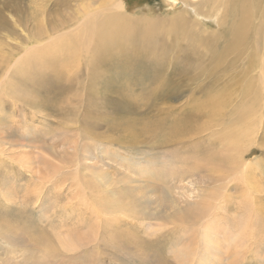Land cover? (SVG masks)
<instances>
[{
    "label": "rangeland",
    "instance_id": "1",
    "mask_svg": "<svg viewBox=\"0 0 264 264\" xmlns=\"http://www.w3.org/2000/svg\"><path fill=\"white\" fill-rule=\"evenodd\" d=\"M60 1L0 0V86L6 77L12 84L0 89V264H264V234L253 235L259 215L250 217V225L243 224L246 208H264V126L249 149L255 153L247 154L248 165L255 166L257 195H249L238 176L226 179V186L215 183L217 174L201 155L218 143L211 127L218 128L214 125L222 117L217 110L221 102L231 96L233 104L222 108L229 111L243 98L238 83L246 78L237 77L233 68L249 59L244 47L230 46L223 35L211 46L169 39L165 55L149 60L146 75L127 74L130 85L125 77L118 78L114 89L96 91L92 97L87 80L74 81L77 76L67 73L62 61L48 64L36 79L29 75L33 66L20 64L34 44L36 19L44 16L43 22H49ZM125 3L132 12L145 8L168 15L162 0ZM55 36L57 40L61 35ZM261 47L263 51L264 41ZM20 86L29 92L20 94ZM254 101L256 111L264 113V96ZM192 117L199 119L198 126L208 127L200 138H181L170 130L182 118L191 123ZM261 119L259 125L264 114ZM236 126L233 120L227 131ZM175 152L198 155L196 172L182 167L170 174ZM214 183L221 193L218 199L212 194L213 201L198 211V218L167 220L200 210L201 200L216 189ZM129 193L139 199L131 211L94 208L100 195L112 200ZM223 200L227 202L221 204ZM63 239H77L80 246L68 249Z\"/></svg>",
    "mask_w": 264,
    "mask_h": 264
},
{
    "label": "bare ground",
    "instance_id": "2",
    "mask_svg": "<svg viewBox=\"0 0 264 264\" xmlns=\"http://www.w3.org/2000/svg\"><path fill=\"white\" fill-rule=\"evenodd\" d=\"M162 1L164 4L161 8L166 10L168 14L164 17H162L163 13L156 14L154 8L152 12H144L146 10L145 8H142L141 11L137 10L138 12L127 10L129 7L125 3V0H61L59 4L56 3L61 7L58 9L60 11H52L50 13L51 20L49 19L50 17L48 18L50 20L49 22H43L46 19L44 16H42L41 19H36L35 32L32 38L34 44L29 48L24 46L27 48L26 54L20 60V64L25 63L28 66H33L34 71L29 75L36 79L37 76H41L43 73L40 72L41 70L50 68L48 64L62 61L64 62L63 64L67 73L77 76L74 81L81 77L82 79L76 82L81 83L83 79L87 80V88L91 96L97 97L96 91L100 90L101 93L102 91L106 93L107 88L113 87L112 89H114L118 78L123 79L127 74H132L135 77H138L137 74L146 75V70L149 68V60L154 56L165 55L164 49L169 39L174 41L193 40L201 46H211L217 45L214 40L222 35L225 38H229L227 41H229L230 46H243L245 53L249 55V59L246 62L233 68L237 77L246 78V80L238 83L239 92L242 93L243 98L239 96L241 102H237L229 111H222V108L226 107L227 109L233 104L231 96L227 102H221L217 110L221 113L222 117L214 125L218 127L217 129L219 130H215L211 127L212 135L218 136V143L213 147V151L203 152L201 155L205 154L203 156L204 160L212 165V172L217 174V176L212 177L215 183L226 186L230 181L227 180V183H225L224 181L226 179H233V177L238 176L237 178L239 181L242 179V182L245 181L244 184L246 183V186H248L246 189L249 195L250 192L255 194L256 190L253 185L256 181V175H254L256 171L254 168L255 166L252 167V165H248L247 154L255 153L249 149L253 144V138L258 135L260 126H264V123L263 125L262 123L259 125L260 122H263L261 118L264 113L261 111V114H259L260 111H256L258 104L254 101L259 94L264 96V50L262 51L261 47L264 41V0ZM147 5H145V7H147ZM42 8L43 7H41V9ZM147 10L150 9L147 7ZM59 12L60 14H58ZM53 15L56 17H53ZM58 16H61V18ZM161 29L164 30V34L161 33ZM63 30L66 32H62ZM56 34L61 35L57 40V36L53 37ZM51 37H53V39L49 41ZM45 40H47V42H43ZM40 42L43 44H39ZM142 62L145 64V67H137V64L141 65ZM30 63L33 65H30ZM54 63L52 65H54ZM159 64L160 62H154L152 65ZM19 67L21 68V65L17 66V68ZM114 72L115 76L111 78ZM142 75L141 77H143ZM67 77L69 76L67 75ZM236 79L237 78L234 77V80ZM5 81L6 82H3V85L0 86V89H4V86H10L7 89L12 88V84H8L7 77ZM111 83L113 86H111ZM125 84H131L128 78H126ZM33 85L36 84L33 83ZM147 89L148 88L144 90ZM18 90L20 94L29 92L21 88V86ZM120 93L124 94L123 92ZM10 96L14 97L13 95ZM151 96L153 97L154 93H152ZM22 99L24 98L20 96L21 101ZM34 99H36V101L39 100L36 95ZM25 101L28 102V99H25ZM25 101L22 102L25 104ZM230 113L231 115L227 116ZM205 117L212 120L209 116L205 115ZM182 119L183 121L179 120L170 129L181 138L185 137L189 139L190 137H194V135H198L200 138L202 133L208 130L206 126H198L197 123L199 119L196 117H192L191 123L186 122L185 118ZM233 120L237 123V126L228 132L229 125ZM248 120L254 122H247ZM175 121L176 120L173 122ZM257 121H259V123ZM172 137H176V135L172 134ZM196 156L198 155H182L177 152L172 154L171 157H173L174 160H171L172 163L170 167L172 165L173 167L169 171L170 174H173L176 169L182 167L196 172L198 167V157ZM259 164H257L258 167L260 166ZM216 187L220 190V186L216 185L215 188ZM217 188L213 190V193H211L208 198L201 200L202 203L199 206L200 210L195 209L196 213H191L190 211L184 213L180 212L173 217H169L167 220L173 219L181 223L194 221L198 216V211L206 210L209 207L212 194L214 195L213 199H218V195L221 191H218ZM261 190L262 189H260V191ZM224 191L226 192V190ZM100 196L98 200L97 198L95 200L92 199L95 201H93V205H95L94 208H98V205L99 207L104 205L107 211L110 207L117 210L125 208L131 211L133 206L136 205L138 207L139 204V199L136 198V200L132 193L125 196L119 195L117 199L112 198V200H109L108 197L105 199L102 195ZM253 197L255 198V196ZM247 200L248 198L245 203L247 202L246 204L248 205L249 201ZM114 201L117 202L115 203ZM253 201H255V199ZM96 202L97 204H95ZM120 202H124V204H120ZM223 202L226 203L227 200L220 201L221 204ZM210 207L212 208V206ZM216 207L215 205L214 210ZM247 207H249V205ZM219 209L220 207L217 210ZM262 209L264 210V208L259 207L255 211H251L252 208H250V211L247 212L246 208V219L244 218L243 224L247 226V224L252 221L250 217L253 215H259L260 220ZM98 212L100 213L101 210H98ZM104 212L106 211L104 210ZM263 214L261 217H263ZM241 218L240 220H242ZM232 220L234 219L232 218ZM254 220L259 223V226H257L258 231L255 232L253 230V235L256 237L264 234V217L263 220L261 219L263 222L260 220L262 224H260L258 219ZM19 223L22 226L25 225L21 221H19ZM20 224H18L16 229L21 227ZM255 225L257 224L255 223ZM23 228L29 229L27 226H23ZM240 229H242V227ZM240 229L238 226V230ZM252 229H256L254 225H252ZM225 230L226 229H224V232ZM228 231L227 233H229ZM231 232L233 233V231ZM211 233L212 232H210V234ZM247 234H249L248 231ZM250 235L252 236V234L248 236ZM35 240L41 241L42 237L36 235ZM214 242H216L215 239ZM224 242L226 243V241ZM62 243L68 249H75L80 246L79 242L77 243V239L74 241L63 239ZM227 243H229V241ZM52 251H54L53 247H49V250H47L49 254H51Z\"/></svg>",
    "mask_w": 264,
    "mask_h": 264
}]
</instances>
